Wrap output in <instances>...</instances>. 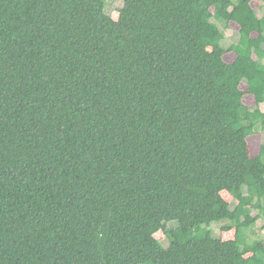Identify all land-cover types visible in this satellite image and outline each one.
<instances>
[{
    "label": "trees",
    "instance_id": "1",
    "mask_svg": "<svg viewBox=\"0 0 264 264\" xmlns=\"http://www.w3.org/2000/svg\"><path fill=\"white\" fill-rule=\"evenodd\" d=\"M253 1L0 0V264H264Z\"/></svg>",
    "mask_w": 264,
    "mask_h": 264
},
{
    "label": "rangeland",
    "instance_id": "2",
    "mask_svg": "<svg viewBox=\"0 0 264 264\" xmlns=\"http://www.w3.org/2000/svg\"><path fill=\"white\" fill-rule=\"evenodd\" d=\"M107 2V12L111 14L114 20H117L119 17V9L123 5V0H106ZM253 8L257 11V14L262 17L264 15V0H254L252 2ZM239 30L240 27L238 24L231 22L229 26H227L224 29L225 33V39H224V45L226 47H229L232 44H235L239 40ZM224 59L231 63L236 59V54L234 52H227L224 56ZM242 89H247V86L245 83L241 85ZM244 102L247 106L252 107L255 106V98L251 94H245L244 96ZM264 110V103L260 106ZM248 143H249V151L251 155H256L259 153L260 147L264 144V128H258L255 133L250 135L248 137ZM223 196L230 202L231 207H235L237 204V201L232 198L228 193L225 191L222 193ZM255 213V211H254ZM229 220H223L214 222L211 225V228L214 231V235L216 237H219L223 240H232L236 237V229L230 228L227 230H224L222 227L223 225L229 224ZM264 221L263 219L258 220L256 226L253 228L254 231L249 230L247 232L248 235V241H252L256 238H261L264 240V228H263ZM170 227L177 226V223L171 222L169 223ZM155 237L159 239L163 245H168V238L166 237L165 233L163 231H159L156 233Z\"/></svg>",
    "mask_w": 264,
    "mask_h": 264
}]
</instances>
